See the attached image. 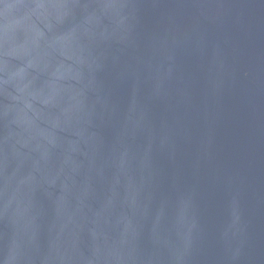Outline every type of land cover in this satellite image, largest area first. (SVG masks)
Segmentation results:
<instances>
[{"label":"water","instance_id":"95a60500","mask_svg":"<svg viewBox=\"0 0 264 264\" xmlns=\"http://www.w3.org/2000/svg\"><path fill=\"white\" fill-rule=\"evenodd\" d=\"M0 264H264V0H0Z\"/></svg>","mask_w":264,"mask_h":264}]
</instances>
